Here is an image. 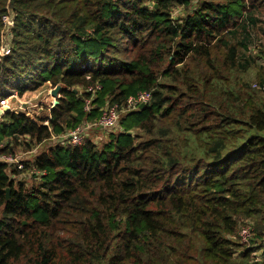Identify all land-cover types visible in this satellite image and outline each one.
I'll list each match as a JSON object with an SVG mask.
<instances>
[{"label": "trees", "instance_id": "trees-1", "mask_svg": "<svg viewBox=\"0 0 264 264\" xmlns=\"http://www.w3.org/2000/svg\"><path fill=\"white\" fill-rule=\"evenodd\" d=\"M8 10L0 99L60 98L36 121L5 113L0 154L125 111L100 147L0 163V264H264V66L253 93L229 88L251 48L264 59V0H0V41Z\"/></svg>", "mask_w": 264, "mask_h": 264}, {"label": "rangeland", "instance_id": "rangeland-1", "mask_svg": "<svg viewBox=\"0 0 264 264\" xmlns=\"http://www.w3.org/2000/svg\"><path fill=\"white\" fill-rule=\"evenodd\" d=\"M8 15L9 16L12 15V12L10 10H8ZM178 15H179V11H175L174 17ZM9 20L11 19L9 18ZM11 27L12 25L7 23L4 24V27L2 28L1 31L2 40L0 41L1 44L0 51L1 49H5V50L12 49V45H11L12 36H10ZM3 31L5 32L4 35H3ZM249 54L252 56V64L251 66H249L248 70L243 74L236 73L235 77H234V72H235L234 70L232 77L230 78L229 88L233 90L235 93L241 91L242 94H246L249 91H252L253 93V91L256 90L258 78L263 77V71H262V67L264 66L263 57L261 56V54L257 52V49L251 48L249 50ZM237 56L240 57L239 55ZM121 57L122 58L125 57L124 54H122ZM58 87L59 86L53 88L49 83H44L38 89L34 91H28L24 93V95L22 96H17L16 94L9 95L4 99H0V111L2 112V108L4 106L12 107V105H14L15 107H12V110L10 112L23 113L35 121L37 119L49 117L50 110L55 105H57L55 103H57L60 98L59 92L57 94H54L55 89ZM132 109H136V107ZM124 111L125 110L122 109L120 111V115H122ZM118 132H119L118 128H115L111 131L109 130L101 131L99 129L91 128L84 132V135L82 136V140L84 138H87L89 141L98 144L100 147L103 143H105L108 140L107 137L109 136L110 133L116 134ZM26 142H28V140L23 139L22 143L19 142L18 145L14 147L13 157H15L16 161H22L24 163L32 162L38 155H40L41 153H46L49 148L55 146L58 143V140L57 138H52L51 140L43 142L42 144H39L36 147L34 146L33 148L27 146V144H25ZM14 178H15L14 180L17 182L23 181L26 187H30L34 183V181L31 179V172L29 171L21 172L17 176L14 175ZM251 229L252 226L245 227L244 230L240 232L241 235L238 234L236 238L238 244L241 245L243 249L250 247V242L251 239L253 238V233L249 234L250 233L249 231H251ZM257 261H258L257 257L254 256V254H252L251 260H248V262L252 264H255Z\"/></svg>", "mask_w": 264, "mask_h": 264}, {"label": "built area", "instance_id": "built-area-1", "mask_svg": "<svg viewBox=\"0 0 264 264\" xmlns=\"http://www.w3.org/2000/svg\"><path fill=\"white\" fill-rule=\"evenodd\" d=\"M9 18L11 20H9ZM10 24L14 25L13 23V17L11 16H6L3 17V24ZM11 27V28H12ZM10 28V30H11ZM2 33V32H1ZM5 32L3 31V35ZM11 36V34H10ZM5 37V36H4ZM2 40V37H1ZM1 46V44H0ZM10 49H1L0 51V58H4L10 55ZM149 100V95L148 94H140L138 95L135 99H129L127 101V107L129 109H132L134 107L137 108V106L145 105ZM12 110V109H11ZM86 111H88V105L85 108ZM120 115V108L116 105L105 109L101 117L94 122L93 124L86 123L82 126L76 127L75 129L69 131L67 134L57 138L58 143L61 145H68V146H77L80 145L82 142V136L84 135V132L88 129L95 128V129H101V130H110L115 128L116 124L118 123ZM46 124V123H45ZM0 163H6V164H12L17 167L18 170L22 169L23 162L22 161H16L15 157L11 155H2L0 154Z\"/></svg>", "mask_w": 264, "mask_h": 264}, {"label": "water", "instance_id": "water-1", "mask_svg": "<svg viewBox=\"0 0 264 264\" xmlns=\"http://www.w3.org/2000/svg\"><path fill=\"white\" fill-rule=\"evenodd\" d=\"M59 90H60L59 87L56 88L55 91H54V94H57V93L59 92ZM57 103H58V102H57ZM57 103H55V104H57ZM142 106H143V105H141L140 107L142 108ZM12 107H15V106L12 105ZM12 107L4 106V107L2 108V112L0 111V118H1L5 113L10 112L11 109H12ZM5 192H6V200H7V199H8V190H6Z\"/></svg>", "mask_w": 264, "mask_h": 264}]
</instances>
